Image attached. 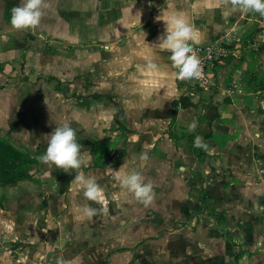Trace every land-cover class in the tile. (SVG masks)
Wrapping results in <instances>:
<instances>
[{
    "label": "rangeland",
    "instance_id": "rangeland-1",
    "mask_svg": "<svg viewBox=\"0 0 264 264\" xmlns=\"http://www.w3.org/2000/svg\"><path fill=\"white\" fill-rule=\"evenodd\" d=\"M80 1L45 0L47 7L39 25L16 29L10 23L11 9L21 0H0V138L28 155L31 162L25 168L33 177L15 185L0 182V264H41V256L54 254H71L67 264H104L106 253L101 245H65L59 240L107 236L112 232L103 228L119 221L112 216L131 223L125 237L139 240L171 238L176 229H182L193 246L191 254L206 255L186 264H202L203 260L213 264L215 254L221 264H264V124L252 150L242 153L226 140L220 151L197 152L196 164L187 172L176 168L178 179L171 186L174 191L184 190L183 196L155 193L145 203L116 183L110 184L114 189L104 191L103 203L82 197V188L73 181L76 172L96 178L102 174L96 172V155L101 151L95 145L102 135L92 132L100 127V101L88 99L95 83L91 76L94 73L96 78L97 73L91 63L99 66L102 46L87 36L85 14L79 15L86 3ZM97 26L100 29V23ZM250 80L258 85L264 77ZM258 95L264 97V91ZM63 123L76 130L81 151L90 157L80 169L65 171L39 159L47 147L46 134ZM104 151L110 154L113 150ZM123 156L124 151H117L107 167H116ZM165 184L153 182L154 191L164 193ZM85 203L97 213L84 215L81 205ZM118 205L142 210L113 214ZM213 209L226 214L221 226L229 233L228 239L219 230L216 217L209 214ZM49 237L56 242L45 241ZM20 238H41V245L11 244Z\"/></svg>",
    "mask_w": 264,
    "mask_h": 264
},
{
    "label": "crops",
    "instance_id": "crops-1",
    "mask_svg": "<svg viewBox=\"0 0 264 264\" xmlns=\"http://www.w3.org/2000/svg\"><path fill=\"white\" fill-rule=\"evenodd\" d=\"M85 3L86 9L79 15L85 14L87 36L100 41L102 46L99 66L91 63L97 73L96 78L94 73L91 76L95 83L91 84L88 99L100 101V113H104L100 116V127L92 129L102 135L95 145L101 151L96 155L99 158H96V172H102L97 180L104 190H111L110 184L119 183L115 171L123 165V171L138 168L146 179L166 183L164 193L156 191L157 196L178 197L184 190L174 191L171 186L178 179L175 170L187 172L189 167H194L197 152L220 151L226 140L242 153L253 149L254 138L264 124V97L249 85L252 77H264V18H260L259 13L245 11L225 16L223 12L230 0H85ZM169 4L190 14L202 33L199 44L224 41L231 35L243 39L237 58L231 57L213 69L216 84L210 90L198 89L188 79L173 78L169 74L174 66H171L168 51L152 45L158 43V37L165 30L163 21L156 17ZM150 57L157 58L163 70L141 74L138 66ZM233 77L237 78L240 91L230 96L226 86ZM193 121L195 128L190 127ZM197 136L206 147L195 146ZM105 149L113 151L102 156ZM119 150L124 151L123 158L116 167L108 168L107 163ZM142 151L148 152L146 162L141 160ZM113 210V214L127 215L142 209L118 205ZM112 218L119 220L118 224L107 225L103 230L117 236L102 235L85 241L61 238L59 244H99L106 253L104 264H186L188 260L206 258L204 253L191 254L193 246L182 229H176L171 238L139 240L125 237L132 224L124 217ZM44 239L56 242L55 237ZM11 244L27 248L41 245V238H20ZM197 248L195 250L199 251ZM61 261L71 263L72 255L41 256V264H60ZM212 262L221 264L220 256L213 255Z\"/></svg>",
    "mask_w": 264,
    "mask_h": 264
},
{
    "label": "clouds",
    "instance_id": "clouds-1",
    "mask_svg": "<svg viewBox=\"0 0 264 264\" xmlns=\"http://www.w3.org/2000/svg\"><path fill=\"white\" fill-rule=\"evenodd\" d=\"M46 7L45 0H21V3L11 9L10 23L16 29L39 25ZM245 11L259 13L264 17V0H230L223 15L228 16L235 12L243 14ZM156 19L163 21L165 30L158 37V43L152 45L168 51L171 66H174L169 74L179 79L201 78L203 75L201 61L194 45L201 43L202 33L194 25L190 14L169 4L168 8L160 10V15ZM137 70L144 74L157 73L163 69L157 58L150 57L146 59L145 64L138 66ZM99 115L103 116L104 113L101 112ZM190 127L195 128L196 122L193 121ZM46 135L47 147L39 157L43 163L54 164L65 171L77 170L88 164L90 157L81 151L83 145L77 141L76 130L70 123L59 124ZM194 144L197 147H206L200 136L195 138ZM140 155L141 160L146 162L148 152L142 151ZM122 169L123 165L115 171V179L121 188L134 193L145 203L150 202L155 195L153 181L146 179L138 168L127 171ZM73 181L82 188L84 199L98 203L104 202L105 190L94 175L77 171ZM81 209L82 213L88 217L95 215L98 211L88 203L82 204ZM60 264H67V262L61 261Z\"/></svg>",
    "mask_w": 264,
    "mask_h": 264
},
{
    "label": "built area",
    "instance_id": "built-area-1",
    "mask_svg": "<svg viewBox=\"0 0 264 264\" xmlns=\"http://www.w3.org/2000/svg\"><path fill=\"white\" fill-rule=\"evenodd\" d=\"M243 39L236 35H231L224 41L216 40L208 44H196L194 49L201 61L203 75L199 79H188L195 83L198 89L210 90L216 82L213 69L220 63L227 62L232 56L237 58L240 53ZM240 91V84L237 78L230 79L226 86V93L230 96Z\"/></svg>",
    "mask_w": 264,
    "mask_h": 264
},
{
    "label": "trees",
    "instance_id": "trees-1",
    "mask_svg": "<svg viewBox=\"0 0 264 264\" xmlns=\"http://www.w3.org/2000/svg\"><path fill=\"white\" fill-rule=\"evenodd\" d=\"M249 85L254 91H264V81L255 85L254 81L251 82L250 80ZM106 155H108V153L103 151L102 156ZM29 162H31V159H29L25 152L0 138V182L3 181L5 184L15 185L19 181L32 179V175L25 168V164ZM203 206L207 208L206 205ZM209 214L216 217L219 230L222 232L223 236L228 239L229 233L221 226V224L226 221V214L214 209L210 211ZM238 257L239 253H236L235 261H238Z\"/></svg>",
    "mask_w": 264,
    "mask_h": 264
}]
</instances>
